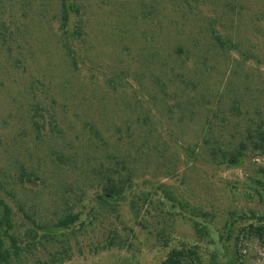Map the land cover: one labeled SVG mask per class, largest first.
Wrapping results in <instances>:
<instances>
[{"label":"rangeland","instance_id":"rangeland-1","mask_svg":"<svg viewBox=\"0 0 264 264\" xmlns=\"http://www.w3.org/2000/svg\"><path fill=\"white\" fill-rule=\"evenodd\" d=\"M61 1L0 0V198L22 249L10 264H161L172 249L264 264V240H235L264 216V156L232 165L206 143L232 151L264 123V0H65L66 28ZM109 174L131 182L103 204ZM66 208L72 227L42 228Z\"/></svg>","mask_w":264,"mask_h":264},{"label":"trees","instance_id":"trees-1","mask_svg":"<svg viewBox=\"0 0 264 264\" xmlns=\"http://www.w3.org/2000/svg\"><path fill=\"white\" fill-rule=\"evenodd\" d=\"M60 5L62 8V26L63 28H66L69 22V7L65 0H62ZM2 26H4V24L0 22V28ZM76 34L80 36V32H77ZM214 40L221 48L226 47L225 42L218 34H214ZM64 48L71 60H73L70 48L67 45H65ZM232 48L234 47L232 46ZM41 112L43 113L44 110L36 106L31 115V123L38 133H40V130L43 127V114ZM49 125L52 130L53 123L51 122ZM245 134L246 135L243 136V139L238 143V146L232 151H226L223 149L219 139H213L212 142L209 140L206 141L207 144L213 146L210 149V155L214 159L221 158V162L232 165H236L239 159L244 157L247 153H257L264 156V123H261L256 129L248 128ZM261 174L264 178V169L261 170ZM20 176L27 178V182H31L34 178H37L33 172L25 170H23ZM104 179L105 184L101 189V193L97 196L98 200L103 204L117 201L124 194L126 186L131 182L130 179H124L120 174L118 175L117 180H115L113 175L110 176V174L106 177L104 176ZM257 183L262 184L260 182ZM24 215L27 216L26 213H24ZM58 217L59 218L54 223L44 225L42 228L69 229L78 221L79 214L73 213L72 208H66ZM27 218L29 217L27 216ZM254 220L257 221L258 225H249L247 229L240 230L237 235L238 237L235 239L237 243L240 241V237H244L245 235L264 240V216L258 217ZM14 227L12 209L2 198H0V264H10L13 261L18 260L22 253L18 238L11 232ZM193 228L199 237H205L208 234L206 228L199 222H195ZM238 256L239 254L236 258H238ZM234 261L235 259H232L231 263H234ZM161 264H200V258L197 252L193 249H172Z\"/></svg>","mask_w":264,"mask_h":264}]
</instances>
